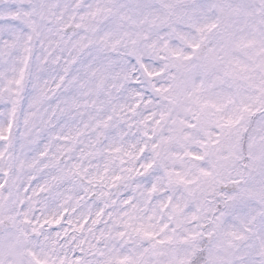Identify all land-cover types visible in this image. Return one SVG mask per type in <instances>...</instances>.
<instances>
[{"label":"snow or ice","instance_id":"1","mask_svg":"<svg viewBox=\"0 0 264 264\" xmlns=\"http://www.w3.org/2000/svg\"><path fill=\"white\" fill-rule=\"evenodd\" d=\"M0 264H264V0H0Z\"/></svg>","mask_w":264,"mask_h":264}]
</instances>
